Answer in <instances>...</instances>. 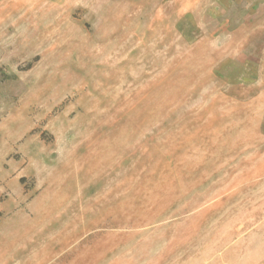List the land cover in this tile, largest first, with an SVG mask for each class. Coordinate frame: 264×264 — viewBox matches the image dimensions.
Instances as JSON below:
<instances>
[{
    "label": "rangeland",
    "instance_id": "374dc122",
    "mask_svg": "<svg viewBox=\"0 0 264 264\" xmlns=\"http://www.w3.org/2000/svg\"><path fill=\"white\" fill-rule=\"evenodd\" d=\"M100 2L0 0V214L58 168L91 189L84 240L7 264H264V0H124L121 38Z\"/></svg>",
    "mask_w": 264,
    "mask_h": 264
},
{
    "label": "crops",
    "instance_id": "0c3cea01",
    "mask_svg": "<svg viewBox=\"0 0 264 264\" xmlns=\"http://www.w3.org/2000/svg\"><path fill=\"white\" fill-rule=\"evenodd\" d=\"M91 5V4H90ZM94 6L114 9L115 35L123 36V9L124 0H110L109 3H98ZM130 7H135L131 3ZM111 16V11L105 12ZM140 19V18H139ZM143 24L145 20H139ZM109 22V21H108ZM67 148L75 146L67 145ZM25 167H9L2 173L0 179V194L6 193L15 200L23 195L25 182L21 181L24 176ZM85 171L78 167H62L55 171L54 177L44 180L36 179L32 191L34 196L25 206H11L10 212L0 214V264H7L12 257H17L20 253V242L26 241L27 245L35 246L42 239V230L56 231L62 228L67 231L66 239L58 244L59 236H54L55 242L48 244V247L66 249L72 242H81L85 234L90 232V224L86 223L84 217L80 218V209L71 217V224L68 225L67 216L72 214L78 201H90V182L85 181ZM15 194V195H14ZM17 195V196H16ZM3 204V208L6 205ZM72 211V213H71ZM87 211L89 213V204ZM59 216V217H57ZM74 216L77 219L74 218ZM83 216H85V206L83 205ZM59 218V219H58ZM58 254V250H56Z\"/></svg>",
    "mask_w": 264,
    "mask_h": 264
},
{
    "label": "trees",
    "instance_id": "16d2710c",
    "mask_svg": "<svg viewBox=\"0 0 264 264\" xmlns=\"http://www.w3.org/2000/svg\"><path fill=\"white\" fill-rule=\"evenodd\" d=\"M21 181H22V182H25V179H24V178H21Z\"/></svg>",
    "mask_w": 264,
    "mask_h": 264
}]
</instances>
